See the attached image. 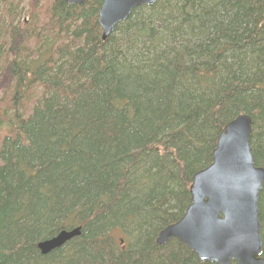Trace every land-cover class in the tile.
Masks as SVG:
<instances>
[{"label":"trees","instance_id":"obj_1","mask_svg":"<svg viewBox=\"0 0 264 264\" xmlns=\"http://www.w3.org/2000/svg\"><path fill=\"white\" fill-rule=\"evenodd\" d=\"M102 4L0 0V264H210L157 239L241 115L264 168V0H158L106 41Z\"/></svg>","mask_w":264,"mask_h":264},{"label":"water","instance_id":"obj_2","mask_svg":"<svg viewBox=\"0 0 264 264\" xmlns=\"http://www.w3.org/2000/svg\"><path fill=\"white\" fill-rule=\"evenodd\" d=\"M158 0H103L99 25L106 41L134 10L154 6ZM82 6L86 0H64ZM253 120L241 115L222 131L213 164L193 178L191 205L183 218L157 239L160 246L177 239L202 263L264 264L259 220V199L264 187V168L256 165L252 149ZM81 236V228L62 231L41 242L43 256Z\"/></svg>","mask_w":264,"mask_h":264},{"label":"bare ground","instance_id":"obj_3","mask_svg":"<svg viewBox=\"0 0 264 264\" xmlns=\"http://www.w3.org/2000/svg\"><path fill=\"white\" fill-rule=\"evenodd\" d=\"M165 229H166V228H165ZM165 229H164V230H165Z\"/></svg>","mask_w":264,"mask_h":264}]
</instances>
